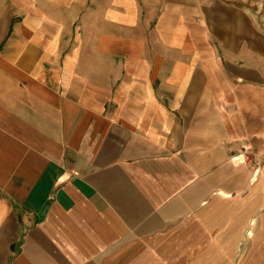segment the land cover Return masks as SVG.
<instances>
[{"label": "crops", "instance_id": "obj_1", "mask_svg": "<svg viewBox=\"0 0 264 264\" xmlns=\"http://www.w3.org/2000/svg\"><path fill=\"white\" fill-rule=\"evenodd\" d=\"M0 264H264L251 11L0 0Z\"/></svg>", "mask_w": 264, "mask_h": 264}, {"label": "rangeland", "instance_id": "obj_2", "mask_svg": "<svg viewBox=\"0 0 264 264\" xmlns=\"http://www.w3.org/2000/svg\"><path fill=\"white\" fill-rule=\"evenodd\" d=\"M236 4L251 11L253 17L257 19L259 30L264 33V0H235Z\"/></svg>", "mask_w": 264, "mask_h": 264}, {"label": "built area", "instance_id": "obj_3", "mask_svg": "<svg viewBox=\"0 0 264 264\" xmlns=\"http://www.w3.org/2000/svg\"><path fill=\"white\" fill-rule=\"evenodd\" d=\"M247 157L244 158V161L246 160Z\"/></svg>", "mask_w": 264, "mask_h": 264}]
</instances>
